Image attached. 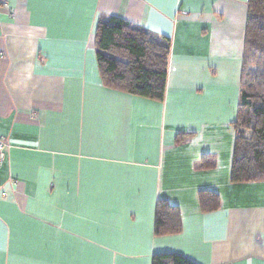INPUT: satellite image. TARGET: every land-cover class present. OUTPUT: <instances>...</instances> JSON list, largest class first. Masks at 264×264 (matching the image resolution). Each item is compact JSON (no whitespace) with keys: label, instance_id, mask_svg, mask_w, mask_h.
I'll use <instances>...</instances> for the list:
<instances>
[{"label":"crops","instance_id":"obj_1","mask_svg":"<svg viewBox=\"0 0 264 264\" xmlns=\"http://www.w3.org/2000/svg\"><path fill=\"white\" fill-rule=\"evenodd\" d=\"M246 1L0 0V264H264V182H229ZM109 17L169 40L161 102L103 87Z\"/></svg>","mask_w":264,"mask_h":264},{"label":"trees","instance_id":"obj_2","mask_svg":"<svg viewBox=\"0 0 264 264\" xmlns=\"http://www.w3.org/2000/svg\"><path fill=\"white\" fill-rule=\"evenodd\" d=\"M243 51L239 74V95L232 123L234 142L230 164V184L264 182V0H247ZM94 52L104 88L131 96L161 102L164 97L169 40L122 19H101L95 29ZM185 135L176 136L179 144ZM191 137V135H186ZM213 167V160L203 155L200 170ZM200 210L218 209L214 192L198 193ZM180 231L178 210L163 200L155 207L156 237ZM151 264H194L181 255H154Z\"/></svg>","mask_w":264,"mask_h":264},{"label":"built area","instance_id":"obj_3","mask_svg":"<svg viewBox=\"0 0 264 264\" xmlns=\"http://www.w3.org/2000/svg\"><path fill=\"white\" fill-rule=\"evenodd\" d=\"M4 150H5V144L4 142L0 139V164L3 160L4 157Z\"/></svg>","mask_w":264,"mask_h":264}]
</instances>
